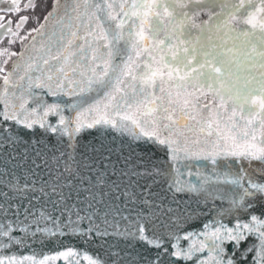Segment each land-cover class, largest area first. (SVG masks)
Listing matches in <instances>:
<instances>
[{"label": "snow or ice", "instance_id": "obj_1", "mask_svg": "<svg viewBox=\"0 0 264 264\" xmlns=\"http://www.w3.org/2000/svg\"><path fill=\"white\" fill-rule=\"evenodd\" d=\"M7 5L0 13L22 11L20 0ZM37 7V0L24 5ZM58 9L55 0L45 22ZM202 14L208 19L198 22ZM28 20L19 16L16 27ZM4 21L0 15V37L17 35L12 21ZM55 23L56 39L41 44L38 59L29 57L18 78H27V86L14 83L13 73L3 76L0 189L7 191L0 190V250L68 228L85 244L99 239L104 251L0 254V264H80L78 257L87 264H169L165 256L264 264V0H72ZM5 55L15 53L0 49ZM10 87L20 88L19 95ZM98 126L131 139L85 142L86 130ZM218 158L224 170L191 171L199 165L190 161L217 165ZM229 158L235 160L225 165ZM21 169L23 179L16 175ZM194 175L195 183L183 179ZM153 186L219 192L235 223L187 232L183 239L192 242L184 249L174 229L191 214L172 215ZM34 202L40 203L35 211ZM17 229L26 235H15ZM170 240L176 241L172 252L165 246Z\"/></svg>", "mask_w": 264, "mask_h": 264}, {"label": "water", "instance_id": "obj_2", "mask_svg": "<svg viewBox=\"0 0 264 264\" xmlns=\"http://www.w3.org/2000/svg\"><path fill=\"white\" fill-rule=\"evenodd\" d=\"M72 3V0H59V9L56 12V14L53 17H50L47 22H45L44 17L47 16L49 11H52L53 6L55 4V0H51L50 6L47 9V11L44 12L42 15L41 20L35 25V29L40 27V24H45V28L41 29V32L33 31L31 35L27 38V40L23 43V45L18 49V52L15 56L10 60V64L8 68L3 72V76L7 75L8 73H13L11 79L14 83H19L23 85L24 87L27 86V78H25L24 81H19V76L24 75L25 72V65L29 62V57H32L33 60L38 59L37 56V50L41 48V44H48L51 41H54L56 39L55 36H51V33L53 30H55L57 33H59L60 26L57 25L55 22L58 20L61 16H64L65 12V6L70 5ZM71 14V13H70ZM208 17L206 14H202L198 20V22L207 20ZM65 22H67V18H65ZM55 26V28H54ZM240 28H246L249 26L240 25ZM43 33V35L41 34ZM51 38V39H49ZM23 53V55H21ZM19 65V68L17 66ZM32 75H35V73H32ZM3 76L0 78V92L3 91ZM16 91L17 95H19V92L21 91L20 88L17 89H11L10 91ZM36 91H39L37 89ZM211 97H209L210 99ZM46 99L49 102H52L55 98L51 96H47ZM66 100H71L70 97H65ZM86 133L84 134L85 142L93 140L95 138L96 141H103L104 143H113L115 145H119L122 142L127 145L128 141L131 139V137H128L126 134L122 138L121 134L116 132V130L111 128H105L103 126H98L97 129H89L86 130ZM37 135L42 136L43 130L38 129ZM54 134H50L49 139H53ZM114 138V139H113ZM135 143V142H133ZM125 154H127L128 149L125 147ZM223 158H218L217 165H213L210 160L205 161H190L189 163H193L195 165H199V167H193L191 171L193 173L199 172H205L209 176L212 175L213 170L221 171L224 170L221 167H218L220 165L221 160ZM235 160V158H229L228 160L224 161V164H230ZM239 161L236 163H233V168L239 167ZM246 166V164H245ZM16 175L18 177H21L23 179V170L16 171ZM115 179V177H113ZM183 179L185 180H192L194 183L197 182V177L192 176L188 177L185 176ZM143 183V181H141ZM221 189L222 192H227V187L223 184L217 185ZM7 191L6 188L0 189ZM153 191L160 192L161 195L165 196L164 203L166 206L171 207L174 209V212L172 215H184L187 216L188 214H191V218L180 221V227L175 228L174 230L177 232L179 236L182 237L180 240V246L184 249H187L188 246L191 244V239H183V237L187 234L189 231L194 232H207L209 229H205L203 227L204 224H210L212 228L218 227L219 224L217 221L228 225L229 227H232L235 223V219L232 215L226 214L225 210L230 207L229 200L227 199V196L225 198L221 199L219 192H213L212 195H208L204 192H196V191H185L176 193L174 191H167L166 186H164L163 190L159 187L153 186ZM11 194V193H10ZM83 197H81L82 199ZM17 201L13 200L12 203L15 204ZM42 203V202H41ZM27 206V201L25 200L23 205L21 206V212H23V208ZM129 207H132L129 205ZM40 208V203L34 202V208L36 209ZM259 212V209H257V214ZM9 218L11 217V214L9 215ZM23 219V217H20ZM247 219V217H245ZM123 223V222H122ZM44 225H41L43 227ZM83 226H86L83 225ZM48 227H52L51 225H48ZM34 227L30 228L29 231H34ZM55 230V229H54ZM64 234L62 235L59 231L56 232V235L49 236L46 233H37L35 237H29L26 241L27 247H20V246H13L10 249H3L0 250V254L3 255H11L16 254L18 256L22 255H32L36 254L37 258H42L44 255H53L56 252L64 251L68 247H73L77 251H87L89 255H95L100 254L102 256L103 249L96 246V244H99V239L96 240V243L88 245L83 243V239L81 238L78 233H72L68 228L63 229ZM15 235L18 236H25L26 234L19 229L16 230ZM196 238V237H193ZM198 239L203 240V236H199ZM43 241V243H41ZM252 242L251 239L245 243H242L241 247H246L247 243ZM175 240H170L165 246L168 247L169 252L174 251V249L171 247L172 244H175ZM136 247L142 248L143 246L141 244H137ZM226 248L228 252H231L232 245L229 242H226ZM201 255H207V250H205L204 254ZM80 260V264H87V261L83 260L82 257H78ZM164 260H168L169 264H193V261H184L181 257H171L168 258L165 256L163 258ZM251 259V254L249 255V260ZM195 260V257L193 258ZM54 264H66L62 259L59 261L54 262Z\"/></svg>", "mask_w": 264, "mask_h": 264}, {"label": "rangeland", "instance_id": "obj_3", "mask_svg": "<svg viewBox=\"0 0 264 264\" xmlns=\"http://www.w3.org/2000/svg\"><path fill=\"white\" fill-rule=\"evenodd\" d=\"M50 0H37L39 7L35 9H26L24 5L28 2V0H20V6L22 11L20 13H0V15L5 16L4 23L7 24L8 20L12 21L10 25L12 31L17 33V35H4L0 37V49H6L8 53H15L20 46L27 40L28 36L33 32L35 22L41 18V15L47 10L49 7ZM7 0H0V8H7ZM19 16H28L29 20L27 23L23 24L19 29L16 27V23L18 22ZM38 18V19H37ZM2 31V30H0ZM12 41H15L14 43ZM14 55L11 57L5 55L0 57V68L4 71L8 68L10 64V60ZM4 60H7V63H4ZM3 71V72H4ZM0 73V78L3 76L4 73Z\"/></svg>", "mask_w": 264, "mask_h": 264}, {"label": "trees", "instance_id": "obj_4", "mask_svg": "<svg viewBox=\"0 0 264 264\" xmlns=\"http://www.w3.org/2000/svg\"><path fill=\"white\" fill-rule=\"evenodd\" d=\"M49 2H50V1H49ZM39 20H40V19H39ZM36 22H37V21H36ZM36 22H35V23H36Z\"/></svg>", "mask_w": 264, "mask_h": 264}]
</instances>
